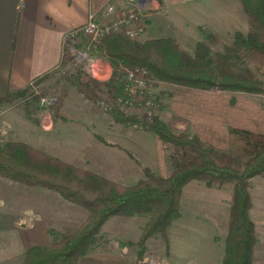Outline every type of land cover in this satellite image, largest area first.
<instances>
[{
    "label": "trees",
    "instance_id": "16d2710c",
    "mask_svg": "<svg viewBox=\"0 0 264 264\" xmlns=\"http://www.w3.org/2000/svg\"><path fill=\"white\" fill-rule=\"evenodd\" d=\"M241 2L247 30H235L228 41L217 31H207L194 51L187 50L177 37L170 35L148 34L140 39L116 31L92 41L88 54L111 67L106 79L88 73L84 62L82 65L68 47L64 48L61 65L69 69L68 79L92 101L108 105L118 121L135 123L153 132L158 152L163 151L165 144L171 145L173 150L166 158L172 169L169 173L148 170L145 177L125 183L25 140L0 138L1 176L54 190L87 210L84 220L71 230H58L49 243L29 246L12 264H78L82 256L101 249L99 246L105 242L102 226L109 218L146 214L136 242L135 264H141L150 237L160 234L169 243V226L181 214L183 187L191 179L204 180L209 185L232 183L221 264L254 263L258 238L255 222L249 215L250 186L252 177L264 173V108L234 92L264 91V0ZM136 68L147 71L140 100L125 90L129 82L127 71ZM157 81L171 84V89L165 92L174 115L179 120L192 121L197 129L193 136L177 133L156 112V105L162 106L163 102L158 96L150 98L145 91ZM29 92L30 87L10 89L0 96V102L22 101ZM34 98L38 103L41 100L39 94ZM132 104H141L145 113L124 110L123 105ZM40 106L46 105L42 102ZM50 107L58 113L60 99L57 97ZM218 121L224 125L225 134L230 132L235 136L247 156L242 168L233 166V157L223 139L209 137V126ZM199 134L209 140L210 148L201 143ZM212 147L221 148L220 156Z\"/></svg>",
    "mask_w": 264,
    "mask_h": 264
},
{
    "label": "rangeland",
    "instance_id": "374dc122",
    "mask_svg": "<svg viewBox=\"0 0 264 264\" xmlns=\"http://www.w3.org/2000/svg\"><path fill=\"white\" fill-rule=\"evenodd\" d=\"M139 20L145 25L140 39L148 34L175 36L189 51H194L196 43L204 39L207 31H217L228 41L235 30H247L241 0H151L142 10ZM151 22L156 23L148 29ZM74 58L77 59L76 55ZM81 63L83 65V61ZM252 67L257 69L254 65ZM68 72L69 69L61 65L47 74L42 82L33 79L24 100L0 102L1 140H25L72 163L125 183L145 177L148 170L170 172L172 167L166 155L173 150L171 145L165 144L163 151L158 152L153 132L135 123L118 121L108 110V105L92 101L74 81L68 79ZM110 74L111 67L106 63L99 78L106 79ZM171 87L169 83L157 81L149 84L145 92L150 98L158 96L163 102L162 106L156 105V112L173 130L193 136L197 129L192 121L185 122L174 115L170 97L165 92ZM41 90H44L42 95ZM234 93L251 98L264 108V91ZM36 94L41 96L39 103L34 98ZM57 97L60 99L58 113L50 107ZM42 102L46 106L41 107ZM123 108L141 115L146 110L141 104L123 105ZM47 113L51 121L46 124L43 114ZM224 129L222 123L215 122L209 126L208 135L223 139L227 152L233 157V166L242 168L247 156L235 136L226 130L225 134ZM199 135L201 143L210 148L209 140ZM212 149L220 156V147ZM232 187V183L209 185L198 179L187 182L182 191L181 214L172 220L168 229L169 243L160 234L150 237L142 261L154 264H221L230 219ZM18 189L20 193L36 190L40 196L39 204L47 215H43V219L57 223H52V238L58 230H71L87 214L84 207L66 200L54 190L25 185L0 175V195L6 198L4 209L12 210L13 206H18L22 210L23 203L17 201ZM250 193L249 215L255 222L258 238L253 264H264V173L251 178ZM59 199L61 203L57 202ZM146 219V214L112 216L102 226L105 242L99 248H115L136 256V242Z\"/></svg>",
    "mask_w": 264,
    "mask_h": 264
},
{
    "label": "crops",
    "instance_id": "0c3cea01",
    "mask_svg": "<svg viewBox=\"0 0 264 264\" xmlns=\"http://www.w3.org/2000/svg\"><path fill=\"white\" fill-rule=\"evenodd\" d=\"M109 2L121 5L124 0H0V96L28 87L33 79L42 82L59 68L65 33ZM19 191L22 210L18 206L4 209L6 198L0 195V264L18 261L31 245L49 243L52 223L57 224L43 219L47 215L36 190ZM78 264H135V256L104 247L82 256Z\"/></svg>",
    "mask_w": 264,
    "mask_h": 264
},
{
    "label": "built area",
    "instance_id": "2783aa9c",
    "mask_svg": "<svg viewBox=\"0 0 264 264\" xmlns=\"http://www.w3.org/2000/svg\"><path fill=\"white\" fill-rule=\"evenodd\" d=\"M149 1L151 0H124L121 5L109 2L101 10L90 12L85 23L75 26L65 33L64 47H68L78 60L84 62L88 73L99 78L100 74L104 72L107 62L88 54L87 48L90 43L116 31H123L129 37L140 38L145 25L139 18ZM79 43L81 45L77 47L76 44ZM126 77L129 81L125 86L126 92L140 100L146 86L147 71L143 68L130 69L127 71ZM146 103L150 106L149 100ZM43 115L46 124L49 123L51 120H48V113Z\"/></svg>",
    "mask_w": 264,
    "mask_h": 264
}]
</instances>
